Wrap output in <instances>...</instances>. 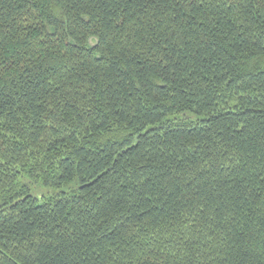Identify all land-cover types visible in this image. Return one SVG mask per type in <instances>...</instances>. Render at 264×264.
Here are the masks:
<instances>
[{"label": "trees", "instance_id": "trees-1", "mask_svg": "<svg viewBox=\"0 0 264 264\" xmlns=\"http://www.w3.org/2000/svg\"><path fill=\"white\" fill-rule=\"evenodd\" d=\"M0 264H264V0H0Z\"/></svg>", "mask_w": 264, "mask_h": 264}, {"label": "rangeland", "instance_id": "rangeland-1", "mask_svg": "<svg viewBox=\"0 0 264 264\" xmlns=\"http://www.w3.org/2000/svg\"><path fill=\"white\" fill-rule=\"evenodd\" d=\"M39 191H40V188H38V187L35 188V190H34L35 193H37V192H39Z\"/></svg>", "mask_w": 264, "mask_h": 264}]
</instances>
